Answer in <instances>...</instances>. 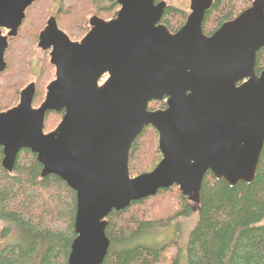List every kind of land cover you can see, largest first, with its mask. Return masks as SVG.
Returning a JSON list of instances; mask_svg holds the SVG:
<instances>
[{
  "label": "water",
  "instance_id": "95a60500",
  "mask_svg": "<svg viewBox=\"0 0 264 264\" xmlns=\"http://www.w3.org/2000/svg\"><path fill=\"white\" fill-rule=\"evenodd\" d=\"M34 1L0 0V73L7 39L16 36ZM117 4L114 18L91 16L79 41L49 17L38 34V47L50 49L55 69L44 100L32 106L30 83L17 105L0 110L1 166L11 172L17 153L28 149L41 177L55 175L75 192L66 264L103 262L112 210L174 185L196 205L207 171L229 185L251 182L264 143V69L255 73L264 47V0H252L209 36L202 21L212 0H189L175 32L160 23L164 0ZM164 97V109L148 110V102ZM61 109L58 125L43 132L45 114ZM147 126L158 133L161 159L131 177L129 150Z\"/></svg>",
  "mask_w": 264,
  "mask_h": 264
},
{
  "label": "trees",
  "instance_id": "16d2710c",
  "mask_svg": "<svg viewBox=\"0 0 264 264\" xmlns=\"http://www.w3.org/2000/svg\"><path fill=\"white\" fill-rule=\"evenodd\" d=\"M46 1L51 0H36L27 7L16 36L7 40L6 65L0 73L1 111L14 107L20 90L31 81L36 85L32 104L35 107L40 104L42 82L52 66L44 63L34 77L29 57L38 32L44 27L45 20L38 28L36 24L42 18L39 8ZM159 1L162 0H155ZM251 1L212 0L202 21L203 33L211 35L249 7ZM90 9L101 19L109 20L115 17L119 5L117 0H59L57 12L52 15L50 9L44 18L52 15L70 40H79L88 30L85 16ZM186 16L183 8L166 3L160 23L175 32ZM263 69L264 47L257 52L255 73L258 75ZM153 103L157 108L164 106L163 101ZM56 115L61 117L60 112L47 115L43 132L50 117ZM156 137L157 132L147 126L131 144L128 157L131 177L151 171L159 162L161 154L158 144L155 145ZM1 159L0 147V222L6 225L2 236L13 231L19 242L0 249V264H66L75 236V192L55 175L41 177V165L28 149L17 153L11 172L1 166ZM193 206L198 215L185 246L186 264H264V143L251 182L229 185L207 171L196 205L174 185L133 201L123 210H112L105 218V235L110 244L101 264H177L179 254L174 245L158 247L133 244V241L146 236L157 224L166 225L178 216L190 215Z\"/></svg>",
  "mask_w": 264,
  "mask_h": 264
},
{
  "label": "rangeland",
  "instance_id": "374dc122",
  "mask_svg": "<svg viewBox=\"0 0 264 264\" xmlns=\"http://www.w3.org/2000/svg\"><path fill=\"white\" fill-rule=\"evenodd\" d=\"M164 1L167 4L183 8L186 12V15H188V13H189V0H164ZM48 6H49V8H48ZM58 7H59V0H51V1L44 2L41 5V7L39 8L41 10L42 18H41V20L38 21V23L36 24V27L38 28L41 25L42 21L44 22V20H45V23L43 26H45L48 18L51 17L52 15H54L55 12H57ZM50 9L52 10L53 13L51 16H49L48 18L45 19L44 17H46V15L48 14V11ZM86 12H87L86 16H85V19L87 21V25H86L87 27L86 28L89 30L88 20L91 16L96 15V14H95V11L93 9L87 10ZM64 25L67 26L66 23H64ZM43 28L44 27H41L40 31ZM39 32H38V34H39ZM79 40L71 39V41H79ZM34 50H33L32 55L29 57V61H30L29 64H30V69L32 70V73L34 74V77H37L38 74L40 73V69H41L42 65L44 63H45V66L47 63L50 64V62H49V52L50 51L48 50L44 53L43 51H40L39 49L37 50L36 46H35ZM49 75L51 78L49 77V79H48ZM26 78L28 81L29 76H27ZM53 79H54V67L52 66V68H48V75L46 76V79H43V82H42L43 83V86H42L43 96L40 99L41 101H39L40 103L42 102V100L44 98L45 87ZM31 82H34V81H31ZM18 100H19V96H18ZM17 103H18V101H17ZM33 106H35V105L33 104ZM156 106L157 105H155V103L150 104V107H152V108H157ZM60 118H61L60 115H59V117L57 115L51 116L50 120L47 124V128L44 130V132H46L48 129L52 131L60 122ZM157 138L158 137L155 138V145L156 146L158 144ZM157 156H158V153H157ZM193 205H195V204H193ZM197 215H198L197 208L195 206H193L190 215L178 216L176 219L170 221L166 225L165 224H157L155 227H153L150 230V232L146 236H142V237H139L138 239H135L133 241V244L152 245V246H158V247H162L166 244H172L177 248V253L179 254L177 264H186L185 259H184L185 246H186L188 234L196 223ZM5 226L6 225H4L0 222V249L4 248L6 245L19 242L16 234L13 231L10 232L9 234H6L5 236H2V231H3V228Z\"/></svg>",
  "mask_w": 264,
  "mask_h": 264
},
{
  "label": "flooded vegetation",
  "instance_id": "af4514ba",
  "mask_svg": "<svg viewBox=\"0 0 264 264\" xmlns=\"http://www.w3.org/2000/svg\"><path fill=\"white\" fill-rule=\"evenodd\" d=\"M36 1V0H35ZM2 32V35H6L7 34V32H8V30L7 29H2L1 30ZM9 38H12V37H8V39ZM7 39V40H8ZM36 48H37V50L39 49L40 51H43L44 53L46 52V51H50V49H46V50H43V49H41L40 47H38V36H37V42H36ZM36 50V51H37ZM35 51V50H34ZM53 66V65H52ZM54 67V66H53ZM35 73V72H34ZM54 78H55V69H54ZM106 78H107V75H104V76H102L101 77V79L99 80V85L100 84H102L105 80H106ZM30 83H33L34 84V96H35V93H36V85H35V83L34 82H29L28 84H30ZM27 84V85H28ZM49 84V83H48ZM26 85V86H27ZM25 86V87H26ZM24 87V88H25ZM47 87V86H46ZM46 87H45V93H44V98H45V94H46ZM20 94V93H19ZM34 98V97H33ZM44 98H43V100H44ZM42 100V101H43ZM165 100H166V98L164 97L162 100H152V101H150V102H148V105H147V108H148V110L149 111H154V110H160V109H164L165 108ZM154 101H163L164 102V106L163 107H161V108H152V107H150V104H152ZM18 102H19V100H18ZM32 103H33V101H32ZM17 105V104H16ZM32 106H33V104H32ZM34 108H36L35 106H33ZM53 112H57V113H61V118H62V116H63V113H64V110L63 109H61V110H59V111H48L46 114H45V118H44V122H45V119H46V117H47V115L49 114V113H53ZM61 118H60V120H61ZM44 124V123H43ZM153 128V127H152ZM154 129V128H153ZM155 130V129H154ZM156 131V130H155ZM46 132H48V131H46ZM157 132V131H156ZM157 135H158V133H157ZM159 150V149H158ZM160 152V151H159ZM161 154V153H160ZM161 159V158H160Z\"/></svg>",
  "mask_w": 264,
  "mask_h": 264
}]
</instances>
